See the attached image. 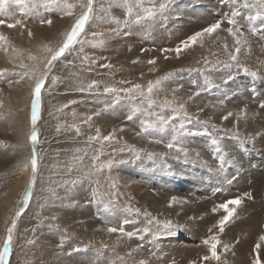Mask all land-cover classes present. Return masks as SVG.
Instances as JSON below:
<instances>
[{
  "label": "rangeland",
  "instance_id": "obj_1",
  "mask_svg": "<svg viewBox=\"0 0 264 264\" xmlns=\"http://www.w3.org/2000/svg\"><path fill=\"white\" fill-rule=\"evenodd\" d=\"M134 2L133 16L128 17L125 7L109 8L104 0L103 7L109 16L101 20L99 17L104 15L99 12L101 0H94L93 19L82 34L86 41L84 51L80 52L77 45V50L56 61L53 72L49 73L42 99L47 88L46 100L61 93L58 108L65 104L68 107L57 111L56 118L47 112L46 105L41 110L37 129L45 139L41 141L39 136L36 145L38 171L28 206L17 221L8 264L14 250L16 261L25 264H191L193 261L195 264H253L258 243L264 264V241L259 240L264 235V108L261 107L264 104V38L247 31V17L264 12V7L258 0H142L144 8H138ZM162 3L166 5L163 11L160 10ZM145 8L155 9V15L135 23V15L145 16L142 12ZM74 11L79 16L83 9L78 6ZM233 11H239L236 20L249 42L238 55L239 65L229 61L223 49L225 41L230 49L234 47L232 37L226 32ZM8 12L9 16L0 18L8 23L18 19L24 25L23 28L0 25V33L7 37V41H0V141L3 142L0 144V212L7 201L16 203L14 208L7 209L9 227L31 180L30 160L29 163L20 160L19 164L16 158L26 134L29 136L31 131V95L27 92L25 97L23 92L30 81L25 77L19 84L15 83L20 73L27 70L19 65L24 63L31 68L38 63L42 72V60L31 61L29 54L45 57L43 45L52 46L55 37L70 30L74 22H71L73 17L67 21L68 16H63L58 9L47 12L40 7L22 12L19 6L12 5ZM41 17L51 18L52 26L42 25ZM111 17L120 21L128 19L129 23L118 25ZM217 21L221 22V29L212 37L205 36L202 46L197 43L182 51L179 58L174 52L161 51L176 48L182 40ZM261 24L264 21H256L257 27ZM29 30L32 37L28 36ZM92 32L103 36L93 38ZM99 39L105 41L102 48H94L87 42ZM85 55L89 61L82 64L80 57ZM165 55L169 58L165 59ZM152 58H156V73L149 71L153 66L147 61ZM205 58L209 61L207 65ZM91 59H96L97 64L91 65ZM133 60L139 62L133 64ZM217 61L232 66L225 67ZM104 63H110L111 67L101 68L99 65ZM76 67L89 77L88 83L105 82L113 77L118 88L139 84L145 92L149 81L171 73L160 90H154L156 106L151 111L168 117L174 113L171 107H163L164 100H174L173 106L184 103L189 116L208 122L204 125L193 120L186 128L198 132L207 128L209 135L184 138L187 157L166 147L172 139L171 132L152 134L161 143L153 142L148 135L138 136L140 121L145 117L141 113L127 120L132 108L128 100L121 99L114 107L106 108L113 103L107 102L106 97L115 96L104 94L100 86L92 93L77 91L79 85L63 86L60 92L63 76ZM53 75L61 78L54 86L51 85ZM73 100L77 103L71 104ZM228 112L233 115L223 120ZM241 112L246 115L240 116ZM88 116L92 119L85 123ZM173 123L178 125L179 120ZM73 125L80 129L79 135ZM97 128L101 137L113 129L124 131H117V139L111 142H89L88 137L94 136ZM47 135L53 137L46 143ZM216 144L225 159V171L219 170L214 153ZM46 147L54 148V153L49 154ZM97 155L99 160L94 167L93 158ZM108 160L114 162L113 171L98 170ZM25 163L29 165L27 171L23 168ZM244 166L247 176L238 180L246 172ZM111 179L116 185L112 188L116 198L94 187L108 184ZM172 197L187 203L168 207ZM234 198H240L242 203L220 233L215 225L225 213L223 210L213 213L212 209ZM145 212L160 223L149 224L151 217H146ZM166 221L174 226L170 231L163 229ZM108 227H123L125 232L137 235L128 238L119 232L109 233ZM145 228L149 230L147 233ZM158 232L165 234L155 239L154 234ZM214 234L221 241L217 247L220 259L204 261L202 257H210V245L204 240ZM29 239L35 243H26ZM225 244L229 245L228 250L223 247Z\"/></svg>",
  "mask_w": 264,
  "mask_h": 264
},
{
  "label": "snow or ice",
  "instance_id": "obj_2",
  "mask_svg": "<svg viewBox=\"0 0 264 264\" xmlns=\"http://www.w3.org/2000/svg\"><path fill=\"white\" fill-rule=\"evenodd\" d=\"M104 0H101V7L99 9L100 13H103V16H100L99 18L103 20L105 17L109 16V12L103 7ZM109 8L111 7H125L126 8V15L128 17L133 16V7L132 3L133 0H107ZM135 3L137 6H140L142 3V0H135ZM258 4L261 7H264V0H258ZM16 5L19 6L23 11H32L35 9H38L42 7L45 11L51 12L54 9L60 10L63 16H69L72 17L74 15V10L79 6L83 11L79 16H76L74 23L72 24L70 30L63 33V39L62 42L58 46H50V44H44L43 45V51L47 53L48 55L43 58H38L35 55L29 54L28 59L31 61H37L38 59H41L43 62V71L40 72L39 75H37L38 68L34 65L33 67L29 68L28 65L24 63H20L19 67L21 69H27L20 73V79L16 80L15 83L19 84L21 80H24L25 77L28 78L30 81L29 88L31 93V116H30V125H31V131L28 136V140L30 144L32 145L31 148V156H30V167H31V180L28 183L27 190L25 191L23 203L19 207V209L15 212L14 217L11 219L10 226L6 229V236L3 239V247L0 249V264H8V257L10 256L12 246H13V239H14V232L17 229V221L21 217V215L24 213L25 209L28 206L29 200L32 195V188L35 183L36 174L38 171V153L36 150V145L39 142V132L37 129V123L39 119L41 118V109L43 104L42 99V91L45 89L46 81L49 78V73L53 72V69L55 67V62L61 60L62 57H65L66 54H70L74 51H76V46L80 45L79 51L83 52V44L86 42L83 38L82 34L85 33V28L89 24V22L93 19L94 15V0H75V2H70V0H0V16H9L8 9L10 6ZM248 6V5H246ZM166 8L165 4H160V10L163 11ZM145 16H140L139 14L135 15L134 21L135 23H140L142 19H146L147 17H151L155 15V9L151 8H145L143 9ZM239 11H233L231 13V17L228 19L229 27L226 29V32L228 35H230L234 41V47L232 49L229 48V45L225 41L223 43V49L228 54V59L231 62H234L236 65H239L238 61V55L241 52V49L243 46H246L249 44L248 40L245 37V31L242 30V28L238 25L236 17L239 15ZM112 20H114L118 25L124 24L125 26L129 23L128 19H125L124 21H120L115 17H111ZM247 20L249 22V26L247 28V31L250 32L252 35H257L258 33L261 35V38H264V24H261L260 27L256 26V21H264V12L258 11L255 15H249L247 17ZM40 23L47 24L49 27L52 26V19L51 18H43L41 17ZM0 25H6L8 28H14L16 25H20L22 28L24 27L21 20H15L14 23H8L6 19L0 18ZM221 22L217 21L216 23H213L209 25L208 27H205L201 29L200 31L195 32L188 38L181 41V43L174 49H161L162 52L168 53V52H174L176 54V57L179 58L180 53L182 51H185L193 46H195L197 43H201L205 36L212 37L214 33H217L218 30L221 29ZM117 35L119 34L116 32L115 29L112 30ZM33 33L29 30L28 36L32 37ZM93 38L96 37H102V33L98 32H92L91 33ZM0 41H7V37L4 36L2 33H0ZM88 43L92 44V47H103L105 44V41L103 39L96 40L95 42L87 41ZM7 51V49H4ZM145 51V50H141ZM169 57L165 55V59H168ZM100 59H106L104 57H101ZM81 63L84 64L89 61V57L87 55L80 57ZM138 60H133L132 63H138ZM69 64L73 63V61H68ZM149 65L155 66L156 65V58L149 59L147 61ZM204 63L207 65L209 61L205 58ZM217 63H224L225 67H231L232 64L217 61ZM97 64L96 59H91V65ZM91 65H89V69L91 70ZM101 68H110V63H104L99 65ZM149 71H156L155 67L149 68ZM2 74V73H0ZM172 74L169 73L165 75L164 77L158 78L155 81H149L147 85L146 92L141 89V85L136 84L131 88H117V87H111V86H105L103 88L104 94H114L115 99L111 105H106L107 107H114L116 104L120 103L121 99L131 100L132 101V108L130 114L126 117L127 120L131 121L137 117V115L143 113L144 117L140 121V131L137 133L138 136L140 135H148L153 142L155 143H161L162 141L160 139H155L152 134L158 133V134H164L166 132L172 133V139L166 144V147L171 151L175 150L176 152L183 153L185 157L188 156V150L184 147V138L195 136V135H209L207 128L203 132H198L193 129L186 128V124H191L193 120H195L199 124L207 125V121H200L198 117H192L189 116L188 113L185 111V105L184 103H179L176 106L174 105V100H164L163 107H171L174 115L165 117L158 112H153L151 109H153L156 106V100L153 98V92L154 90H159L161 85L166 81L169 76ZM255 75V73H253ZM35 77V79H33ZM61 78L59 76L53 75L51 77V85H56L57 82ZM11 81L9 83V86H11ZM122 83H127V81H122ZM99 81L92 80L90 83H88L86 86L80 85L76 88L77 91L84 93H92L94 89L99 88ZM121 93L124 94L123 97H121ZM196 95H199V93H196ZM139 98V104L141 106H137V99ZM189 100L192 99V97L188 98ZM71 104H76L77 101L73 100L70 101ZM143 105H146V107H142ZM68 104H65L62 106V108H58L57 111H62L63 108H67ZM261 107L264 108V104H261ZM203 109H201L202 111ZM51 114V113H50ZM98 114V113H97ZM75 115V113H73ZM232 112H228L227 115L223 116V120H227L230 116H232ZM246 113L241 112L240 116H244ZM155 117V119H149V117ZM240 116L237 117V120H239ZM92 119V116H88L87 119L84 121L87 123V121H90ZM179 120L178 125L173 123V121ZM75 128V131L77 135L80 134V129L73 125ZM214 128L215 125H212ZM59 130V129H57ZM117 131L123 132L124 129L120 128L119 130L113 129L112 132H110L108 135H105L101 137L100 129H96V134L94 136H89L88 140L89 142L92 141H100V142H111L115 139H117L116 133ZM3 142L0 141V144ZM216 142L214 141V144ZM76 151H80V149H77ZM115 151V149L113 150ZM214 153L216 158L219 160V170L225 171V159L223 155L221 154V149L218 144H216ZM197 155H199L197 153ZM77 159H81L77 157ZM99 160V155L95 156L93 158V166L95 167L96 161ZM113 161L108 160L106 163H102L99 165L98 170H103L107 168L109 171L113 167ZM119 163H125V161H120ZM232 166V165H229ZM28 163H25L23 165V168L25 171L28 170ZM236 177L234 176L233 179ZM112 188H115L116 185L113 183L111 185ZM178 203H187V201H181L177 197H172L171 200L168 203V207H172L175 204ZM242 203L240 198H234L231 200H228L224 203L216 205L212 211L213 213L217 212L218 210H223L225 213L217 222V225L215 227H218V230L220 233H223L225 230V226L227 223L232 221L234 216L236 215L237 208ZM129 211H133L131 207L128 209ZM136 213L139 214L140 210L135 209ZM144 215L146 217H151V213L145 212ZM156 222L159 224L160 222L156 220L155 217H151L148 220L149 224H152L153 222ZM173 224L171 221H166L163 223V229L170 231L172 229ZM107 231L109 233H117L119 232L123 236H127L128 238H132L133 236L137 235V233L134 232H125L123 227L116 228V227H108ZM149 230L147 228L144 229V232L147 233ZM211 231V229H209ZM165 234L164 232H158L154 234L155 239H159L160 235ZM142 238V237H141ZM260 241H264V235H261L259 237ZM26 243L33 244L35 243L34 240H27ZM205 244L210 245V257L204 256L202 259L204 261H207L209 258L219 260L220 256L217 252V247L220 245L221 241L218 239V237L214 234L211 236L210 239L204 240ZM225 250L229 249V245L223 246ZM260 248L261 245L258 243L255 245L254 251L256 252V258L253 261V264H262L261 258H260ZM79 249H75V251H78ZM143 264V262H141ZM191 264H195V262H191Z\"/></svg>",
  "mask_w": 264,
  "mask_h": 264
},
{
  "label": "bare ground",
  "instance_id": "obj_3",
  "mask_svg": "<svg viewBox=\"0 0 264 264\" xmlns=\"http://www.w3.org/2000/svg\"><path fill=\"white\" fill-rule=\"evenodd\" d=\"M85 1V0H84ZM106 2V1H105ZM134 2V1H133ZM135 3V2H134ZM136 4V3H135ZM138 8H144V7H142V5H140V6H137ZM140 10H142V9H140ZM142 12H144V11H142ZM76 16H78L77 15V12L76 11H74V15L72 16L73 17V21H71V19H70V17L68 16V19H67V21L69 20V21H71L72 23L75 21V18H76ZM98 27H100V26H98ZM46 28H44V30H45ZM86 29H89V25H88V27L86 28ZM46 31V30H45ZM85 32H86V30H85ZM63 36H61V37H55V41H54V43L52 44V46L53 47H55V46H58L60 43H61V41H62V38ZM95 42V41H94ZM48 54L46 53L45 54V56H47ZM43 63V62H42ZM41 63V64H42ZM37 68H38V74H40V72H41V68H40V66H39V64L38 63H36V65H35ZM154 67V66H153ZM149 68H151V66L149 67ZM156 68V71H151L152 73H156L157 72V67H155ZM77 67H76V69H73V68H71V72L69 73V74H67V75H65V77L63 76V79L61 80V82H60V87H59V90H60V92H61V90H62V87L63 86H80V85H84V86H86L87 84H88V82L90 81L88 78V76L87 75H85L84 73H82V72H80V71H77ZM111 74H113V76H116V74L114 73V72H111ZM155 81V80H154ZM99 86H100V91H102L103 90V88L105 87V86H111V87H116V81L113 79V77L111 78L110 77V79H108V80H106L105 82L104 81H100V84H99ZM118 88V87H117ZM160 90V89H159ZM24 93H25V97H26V94H27V92H30V88H29V86L27 87H24V91H23ZM57 93V92H56ZM61 94V93H60ZM59 93H57V94H54V95H52V96H50V98L49 99H47L46 100V95H47V88H46V92H45V95H44V100H43V104H42V109H43V107H45V105L47 106L46 107V110H47V112L51 115V116H53L54 118H56L57 117V108H58V106H59V103H60V97L62 96V95H60ZM30 95H31V93H30ZM109 95H111V96H114V94H109ZM121 96H123L124 94L123 93H121L120 94ZM31 99H32V97L30 96V104H31ZM115 99V97L113 98V97H106V100H107V102H113L112 100H114ZM124 101L126 102L127 100L126 99H124ZM127 102H129L130 103V105H132V101L131 100H128ZM137 103V106H140V104H139V102H136ZM142 107H146V105H143ZM41 109V110H42ZM27 136H28V133L26 134V136H25V143H24V146L23 147H21L18 151H19V153H18V155H19V158L16 156V158H17V161H18V163L20 164V160L24 163V162H28L29 163V160H30V156H31V154H30V145L28 144V141H27ZM49 137V138H48ZM53 136L52 135H47V138H48V140H46V143L50 140V138H52ZM46 138V139H47ZM40 139H41V141L42 140H44L45 139V135H41L40 136ZM40 141V140H39ZM52 141H54V139H52L49 143H51ZM46 143H44V144H46ZM54 145V144H53ZM56 146V145H55ZM55 146H54V148H55ZM47 147H48V144H47ZM46 147V148H47ZM54 148L52 149V150H48V148L46 149V151H48L49 152V154H51V153H54L53 151H54ZM234 157V156H233ZM244 165H246V164H244ZM244 168L246 169V172L245 173H242L241 174V177L238 179V180H244V178H246V176L247 175H245L247 172H248V170H247V168H246V166H244ZM249 168V167H248ZM250 170V169H249ZM111 171H113L112 169H111ZM112 180V179H111ZM107 183L108 184H106V183H100L99 185H97V186H94L97 190H98V187H99V190H100V188L101 189H103V190H105L106 192H107V194H108V196L109 197H112V198H116V195L115 194H113L112 193V190H114V189H112V187H111V185L113 184V180H112V182L111 181H107ZM116 189H118V188H116ZM119 194H121L119 191H118V195ZM116 203V202H115ZM16 203L14 202H9V201H7L6 202V204L4 205V207L2 208V210H1V212H0V245H1V242H2V240H3V238H4V236H5V233H6V229H7V227H8V223H9V214H10V212H8L7 211V209H11V208H14L16 205H15ZM262 243V242H261ZM264 243V242H263ZM188 244V243H187ZM16 253L17 252H15V250H14V254H13V257H12V260H11V262H10V264H25V262H23V261H21V262H18V261H16ZM31 263V262H30ZM32 264V263H31Z\"/></svg>",
  "mask_w": 264,
  "mask_h": 264
}]
</instances>
